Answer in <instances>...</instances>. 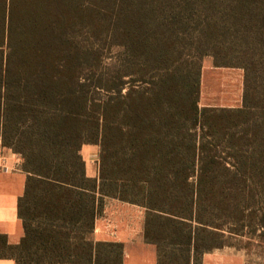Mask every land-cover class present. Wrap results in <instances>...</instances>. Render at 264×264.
Returning a JSON list of instances; mask_svg holds the SVG:
<instances>
[{
    "label": "trees",
    "instance_id": "16d2710c",
    "mask_svg": "<svg viewBox=\"0 0 264 264\" xmlns=\"http://www.w3.org/2000/svg\"><path fill=\"white\" fill-rule=\"evenodd\" d=\"M74 0H0V139L27 175L24 236L0 240L16 264H125L123 243L94 239L105 198L145 210L156 264H202L235 227L253 161L240 109L200 108V65L154 69L142 85L110 66L92 83L74 41ZM126 70L130 68L126 67ZM85 145L99 147L89 178ZM241 213V212H240Z\"/></svg>",
    "mask_w": 264,
    "mask_h": 264
},
{
    "label": "rangeland",
    "instance_id": "374dc122",
    "mask_svg": "<svg viewBox=\"0 0 264 264\" xmlns=\"http://www.w3.org/2000/svg\"><path fill=\"white\" fill-rule=\"evenodd\" d=\"M74 5L80 15L70 32L91 54L85 66L92 83L105 82L110 66L129 72L126 82L142 85L154 69L179 66L185 72L188 63H196L200 108L240 109L247 87L253 109L239 130L248 134L243 148L253 165L228 244L204 254L202 264H264V0H74ZM98 150L82 149L92 178ZM111 214L123 222V238L133 240L125 264H156V247L153 253L134 241L141 237L145 210L105 198L97 219Z\"/></svg>",
    "mask_w": 264,
    "mask_h": 264
},
{
    "label": "crops",
    "instance_id": "0c3cea01",
    "mask_svg": "<svg viewBox=\"0 0 264 264\" xmlns=\"http://www.w3.org/2000/svg\"><path fill=\"white\" fill-rule=\"evenodd\" d=\"M95 147H98L95 145ZM84 148V147H83ZM82 148V149H83ZM99 151V150H98ZM99 153V152H98ZM83 156V154H82ZM84 158V156H83ZM85 160V159H84ZM86 162V161H85ZM87 172V164H86ZM98 172V160L96 165V176ZM89 178H92L88 175ZM27 175L22 171L20 159L12 152L11 149L3 147L0 144V240H5V244L17 245L24 236L22 222L18 216V202L24 195L26 188ZM118 214H111L105 220H96L95 240L97 241H116L124 244L126 254L129 253V243L131 238H123V222L118 221ZM145 221V220H144ZM127 228L130 229V226ZM98 224L100 227H98ZM119 237V238H118ZM121 237V238H120ZM117 238V240H116ZM115 239V240H113ZM136 241L141 246L152 247L154 253V245L148 244L144 239V223L141 228V237ZM1 250V249H0ZM0 264H16L10 257H0Z\"/></svg>",
    "mask_w": 264,
    "mask_h": 264
}]
</instances>
